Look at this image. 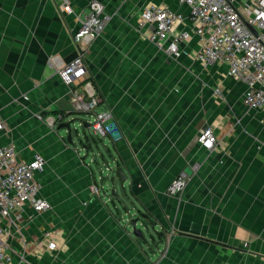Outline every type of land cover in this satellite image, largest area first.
Returning a JSON list of instances; mask_svg holds the SVG:
<instances>
[{
	"label": "crops",
	"instance_id": "obj_1",
	"mask_svg": "<svg viewBox=\"0 0 264 264\" xmlns=\"http://www.w3.org/2000/svg\"><path fill=\"white\" fill-rule=\"evenodd\" d=\"M90 1L72 0L74 12L62 13L53 0H0V143L20 159H45L35 177L51 203L37 212L25 202L5 217L15 262L264 264V112L245 104L247 84L223 63H201L196 35L178 58L149 39L152 26L140 22L151 5L182 12L176 32L191 27L177 0H101L108 25L71 88L57 68L78 53L73 33ZM72 90L95 92L96 110L117 124L105 152L127 174L120 193L100 190L86 155L50 121L77 120ZM206 126L217 134L213 150L198 141ZM182 170L189 184L168 194Z\"/></svg>",
	"mask_w": 264,
	"mask_h": 264
},
{
	"label": "built area",
	"instance_id": "obj_2",
	"mask_svg": "<svg viewBox=\"0 0 264 264\" xmlns=\"http://www.w3.org/2000/svg\"><path fill=\"white\" fill-rule=\"evenodd\" d=\"M53 1L62 13L74 12L72 0ZM177 2L188 7L191 27L176 32L175 22L183 19L182 12L164 5H151L142 12L140 22L141 25L152 26L149 39L169 56L178 58L188 54L183 43L196 35L200 42L196 58L205 65L225 64L228 76L247 84L243 94L247 107L264 112V0ZM78 18L80 26L73 33L78 53L71 61L57 68V73L68 85L87 75L89 47L104 32L109 22L105 4L101 0H91L83 19L80 16ZM71 101L75 111L94 115V120L85 126L88 133L102 138L119 134L117 124L107 122L110 113L96 110L101 98L95 92L72 90ZM62 118H51L50 121L56 126ZM5 129L6 123L0 113V132ZM198 141L205 149L213 150L218 143L214 128H202L198 133ZM44 166L45 159L42 156L37 155L31 160L20 159L13 144L0 143V264H17L5 239L9 229L4 222L5 217L25 202L31 203L37 212L51 208L49 200L40 196L41 183L35 177ZM190 178L187 171H180L169 185L168 194H181ZM91 190L98 192V185L93 184ZM51 245L54 246L53 243Z\"/></svg>",
	"mask_w": 264,
	"mask_h": 264
},
{
	"label": "rangeland",
	"instance_id": "obj_3",
	"mask_svg": "<svg viewBox=\"0 0 264 264\" xmlns=\"http://www.w3.org/2000/svg\"><path fill=\"white\" fill-rule=\"evenodd\" d=\"M73 117H77L76 121L72 123V140L73 144L76 145L85 155L86 160L89 162L93 169L97 174V181L100 187V190H103V186L106 190H116L117 192H121L122 184L118 178L111 183L110 178L114 175L113 168L117 165L114 160L108 157V153H106L105 143L109 142V138H102L98 135L90 134L87 132V127L83 125V122H92L94 119V115L91 112H81L75 111L72 112ZM70 119V118H68ZM65 136H68V132L64 131ZM87 132V134H86ZM90 145L89 152L86 147ZM101 152L106 153V156H103ZM95 160V161H94ZM103 177H107L106 180H102ZM126 190H129L126 185ZM126 203H129L126 201ZM132 213L133 210H131ZM136 218V217H135ZM137 227L141 228L144 232L146 229L142 225L141 221L137 222ZM151 227V225H150Z\"/></svg>",
	"mask_w": 264,
	"mask_h": 264
},
{
	"label": "water",
	"instance_id": "obj_4",
	"mask_svg": "<svg viewBox=\"0 0 264 264\" xmlns=\"http://www.w3.org/2000/svg\"><path fill=\"white\" fill-rule=\"evenodd\" d=\"M254 33L255 30H254ZM71 88H75V85L72 83L70 84ZM76 120H68V121H60L56 126L58 129L65 128L68 131V136H67V141L69 143H73L72 140V123L75 122ZM89 125V122H84V126ZM83 147H86L85 145ZM114 175L110 178V182L113 183L115 181V178H118L121 182L122 185H124V182L127 180V174L122 166H115L113 168ZM107 177H104L102 180H106ZM141 216H137L136 218L131 219V225L133 227V231L136 235H141V231L137 227V222L140 220Z\"/></svg>",
	"mask_w": 264,
	"mask_h": 264
}]
</instances>
